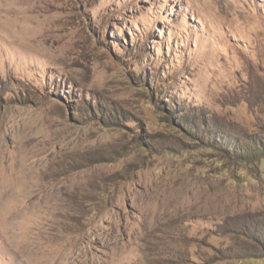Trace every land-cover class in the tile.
<instances>
[{"label":"rangeland","instance_id":"obj_1","mask_svg":"<svg viewBox=\"0 0 264 264\" xmlns=\"http://www.w3.org/2000/svg\"><path fill=\"white\" fill-rule=\"evenodd\" d=\"M14 1L0 264H264V0Z\"/></svg>","mask_w":264,"mask_h":264},{"label":"bare ground","instance_id":"obj_2","mask_svg":"<svg viewBox=\"0 0 264 264\" xmlns=\"http://www.w3.org/2000/svg\"><path fill=\"white\" fill-rule=\"evenodd\" d=\"M12 1H14V0H12ZM16 4V2L14 1V2H9V0H0V6H2V8H1V10H2V12H4L3 14H4V17L5 16H7L8 15V13L10 12V9H12L11 7L12 6H14ZM14 8H15V6H14ZM16 9V8H15ZM14 9V10H15ZM11 11H13V9L11 10ZM19 11V10H18ZM11 13V12H10ZM14 13H16V12H14ZM14 15V17H15V14H13ZM12 15V16H13ZM1 17V16H0ZM16 18H19V17H17L16 16ZM8 19V18H7ZM13 19H15V18H13ZM9 20V19H8ZM14 21H16V20H14Z\"/></svg>","mask_w":264,"mask_h":264},{"label":"trees","instance_id":"obj_3","mask_svg":"<svg viewBox=\"0 0 264 264\" xmlns=\"http://www.w3.org/2000/svg\"><path fill=\"white\" fill-rule=\"evenodd\" d=\"M262 151H263L262 153H264V149H262ZM261 158H262V156H261ZM261 158H260V159H261Z\"/></svg>","mask_w":264,"mask_h":264}]
</instances>
